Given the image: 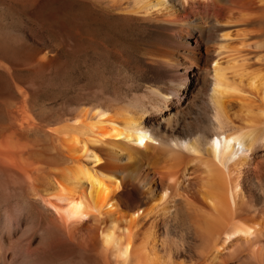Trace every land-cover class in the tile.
I'll return each instance as SVG.
<instances>
[{
    "label": "bare ground",
    "instance_id": "6f19581e",
    "mask_svg": "<svg viewBox=\"0 0 264 264\" xmlns=\"http://www.w3.org/2000/svg\"><path fill=\"white\" fill-rule=\"evenodd\" d=\"M103 4L150 32L146 76L123 96L90 87L46 122L16 101L0 250L28 264H264V67L219 61L239 52L233 21L264 0ZM7 220L24 230L11 237Z\"/></svg>",
    "mask_w": 264,
    "mask_h": 264
},
{
    "label": "rangeland",
    "instance_id": "374dc122",
    "mask_svg": "<svg viewBox=\"0 0 264 264\" xmlns=\"http://www.w3.org/2000/svg\"><path fill=\"white\" fill-rule=\"evenodd\" d=\"M103 3L104 0H0V137H9L16 129L14 109L20 97L37 121L46 122L59 114L65 100L90 87L123 96L142 83L146 76L143 53L151 34L140 23L108 12ZM261 7L243 15L245 26L240 20L233 21L228 30L229 46L239 52L228 54L232 58L220 57V63L233 61L264 67ZM197 12L201 18L209 16L203 9ZM189 46L195 45L190 42ZM37 52L46 54L48 61L42 63ZM35 132H28L27 137L43 143L44 137ZM260 166L264 174V162ZM17 215L13 212L14 219ZM3 224L11 237L16 230L25 228L8 220ZM29 256L22 249L13 253L0 250V264H28ZM64 259L75 261L71 255Z\"/></svg>",
    "mask_w": 264,
    "mask_h": 264
}]
</instances>
